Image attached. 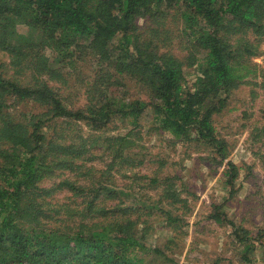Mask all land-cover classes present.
I'll return each mask as SVG.
<instances>
[{"label": "trees", "instance_id": "trees-1", "mask_svg": "<svg viewBox=\"0 0 264 264\" xmlns=\"http://www.w3.org/2000/svg\"><path fill=\"white\" fill-rule=\"evenodd\" d=\"M263 42L264 0H0V264H148L138 252L152 227L184 234L179 177L163 161L143 174L132 152L148 110L175 144L216 153L234 197L239 168L216 117L243 86L264 95ZM251 138L264 165V126ZM59 192L70 195L53 203ZM219 209L210 218L255 247Z\"/></svg>", "mask_w": 264, "mask_h": 264}, {"label": "rangeland", "instance_id": "rangeland-1", "mask_svg": "<svg viewBox=\"0 0 264 264\" xmlns=\"http://www.w3.org/2000/svg\"><path fill=\"white\" fill-rule=\"evenodd\" d=\"M262 48L264 51V42ZM254 61L264 67V54ZM93 65L90 59L80 62L78 72L82 74L73 79L78 85L67 90L68 93L85 97L83 81L92 74ZM184 72L185 84L192 88L197 72L194 68H186ZM127 84V90L134 97L147 100L143 93H139L134 81L128 80ZM252 90L251 86L246 85L234 92L227 109L216 117L218 135L229 144L228 160L239 168V176L232 190L235 194L231 198V187H225L227 166L214 161H220L215 152L202 144H175L169 135L155 130L151 110L143 117L139 147L132 151H139L141 159L147 157L146 166L140 171L150 173L158 165L156 162H165L166 173L179 177V187L183 185L185 188L183 197L188 199L187 206L179 211H187L184 234L177 233L176 236L169 228L160 226L152 227L146 236L143 241L146 251L138 254L142 257L147 255L148 264H164L160 257L152 253L154 249L161 250L167 258H171L172 262L165 264H264V165L256 155L260 145L251 138L253 128L264 126V95L260 91L255 99ZM75 101L79 106L85 99ZM12 113L15 114L14 111ZM68 174L65 176H70ZM54 182L56 180L47 179L42 185L50 187ZM69 195L59 192L54 196L53 203L63 202ZM215 206L230 221L250 232L248 238L255 247L246 250L248 242L241 244L229 223L219 225L210 218L216 213Z\"/></svg>", "mask_w": 264, "mask_h": 264}]
</instances>
